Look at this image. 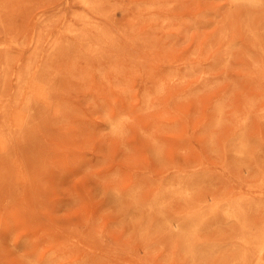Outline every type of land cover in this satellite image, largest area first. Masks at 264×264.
Instances as JSON below:
<instances>
[{"label":"rangeland","instance_id":"374dc122","mask_svg":"<svg viewBox=\"0 0 264 264\" xmlns=\"http://www.w3.org/2000/svg\"><path fill=\"white\" fill-rule=\"evenodd\" d=\"M4 47L58 109L0 163V264H233L237 221L171 224L236 203L264 226V0H0ZM184 183L185 209L164 191Z\"/></svg>","mask_w":264,"mask_h":264},{"label":"bare ground","instance_id":"6f19581e","mask_svg":"<svg viewBox=\"0 0 264 264\" xmlns=\"http://www.w3.org/2000/svg\"><path fill=\"white\" fill-rule=\"evenodd\" d=\"M82 2L89 10L94 9L95 0H82ZM232 2L239 5L257 7L261 5L262 0H232ZM56 45L57 44L52 46L55 47ZM7 51L8 49H6V47L0 48V87L2 88H0V91L3 92L6 87H9L10 90L8 91H11L9 98L10 103L5 110L3 109L2 111L3 124L0 127V163H18L20 154L17 148L19 150L22 132L29 123L33 105L35 103L42 104L48 111L56 110L58 107L51 98L52 85L50 86L47 81L41 78L39 69L33 68L31 64H27L23 70L12 72L14 67L12 65V60L6 54L2 55V53ZM13 80H15L14 90L12 88ZM120 126L121 122L119 120L112 121L109 126L110 133L118 136L120 133ZM237 153H243L242 146L237 150ZM164 191L177 196L182 202L183 209L196 206V201H199V193H197V190L188 187L185 183L173 187V189L167 187ZM159 204V201L156 199L152 202L150 208H156ZM219 215H222L228 220L240 223V229L236 237L244 246V249L240 255L234 259L233 264H264V226L259 230L250 231L247 224V211L239 204L228 203L227 206H214L204 211L203 215L190 216L182 222L177 220L176 223L171 225L181 231L183 235H198L202 230L201 227L205 218H216ZM140 242L144 246V250H148L145 241L141 240ZM177 242L181 244V241ZM176 248L178 247L176 246ZM209 249L213 250L214 247L212 246Z\"/></svg>","mask_w":264,"mask_h":264}]
</instances>
